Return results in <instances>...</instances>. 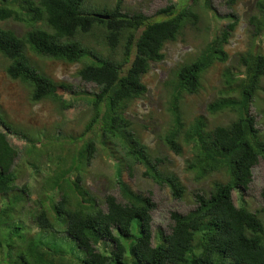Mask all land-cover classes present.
I'll use <instances>...</instances> for the list:
<instances>
[{"label": "trees", "instance_id": "obj_1", "mask_svg": "<svg viewBox=\"0 0 264 264\" xmlns=\"http://www.w3.org/2000/svg\"><path fill=\"white\" fill-rule=\"evenodd\" d=\"M196 1L180 11L169 4L156 13L166 18L153 20L143 12L124 10L119 0L102 8L92 7L88 0H0V54L6 60L5 70L30 88L33 102L51 100L65 109L71 103L60 90L72 86L55 82L30 54L79 63L81 79L101 87L90 98L92 115L81 134L53 132L42 140L38 133L27 140L29 163L36 169H41L38 162L44 150L59 151L53 158L55 165L48 164L42 178L39 211L30 213L42 233H54L52 239L33 234L27 224L24 202L30 197V186L16 184L14 166L20 152L8 138L9 132H19L0 110V264H264V207L253 211L233 200L234 189L247 188L254 165L264 159V137L250 111L256 94L264 91V53L242 52L237 56L239 70L223 71L222 86L207 108L211 116L232 113L231 121L212 126L208 117L199 115L187 123L183 110V100L201 91L205 73L229 60L226 45L237 20L213 34L190 62L175 68L169 80L173 124L164 135V143L177 154L192 143L186 168L198 179H210L218 171L225 173L226 180L214 179L207 194L196 192L195 208L187 213L171 211V231L158 228L154 234L156 202L121 178L124 164L129 170L141 164L144 175L169 186L176 199L185 196L180 176L159 168L160 158H152L125 112L129 101L148 91L144 76L153 62L163 61L166 43L178 40L199 21ZM257 1L264 15V0ZM8 21L22 23L25 30L18 32L6 25ZM263 26L264 18L256 25V34ZM100 35L101 47L86 41ZM119 47L123 48L120 57ZM97 138L115 161L122 198L107 194L105 208L84 175L96 153ZM79 140L82 144L75 145ZM57 224L63 226L64 241H76L83 254L79 250L75 255L72 245L57 239ZM13 248L18 250L12 253Z\"/></svg>", "mask_w": 264, "mask_h": 264}, {"label": "rangeland", "instance_id": "obj_2", "mask_svg": "<svg viewBox=\"0 0 264 264\" xmlns=\"http://www.w3.org/2000/svg\"><path fill=\"white\" fill-rule=\"evenodd\" d=\"M118 0H88L87 4L92 7H111ZM124 10L131 13L141 11L147 15H155L160 9L169 4L181 7L190 5L193 0H119ZM257 0H197L195 9L200 15L199 21L192 27L186 29L177 41L167 42L164 47L165 58L163 61L153 62L150 71L144 76L148 91L141 97L129 101L125 116L133 124L134 131L141 138L144 144L150 148L152 158H160L159 168L173 171L178 174L184 183L186 193L183 198L176 199L165 184H160L152 178L144 175L146 168L141 164L133 165L129 170L124 164L121 171V178L129 186L144 195H151L156 202V208L152 211V228L154 234L158 228L166 232L171 231L172 219L170 213L177 210L187 213L196 206L195 193H209L214 179L226 180L224 172L213 171L210 179H198L194 171L186 167L191 156V146L185 145L182 154H177L164 143L165 130L172 124L169 122L171 114V83H169L175 68L185 62H190L196 57L199 50L211 39L219 29L225 27L233 20H237L234 31L226 45L229 60L225 63H216L206 73L203 79V86L198 94L187 96L183 100V110L186 122L192 121L196 116L203 115L209 118L211 125L217 123H228L234 118L232 113H222L211 116L208 112V103L215 99L219 88L222 86L221 78L223 71L230 67L238 71L239 64L237 56L248 50L264 53V26L260 33L256 34V25L263 21V12L257 4ZM178 10V9H177ZM157 20L166 18L165 15H155ZM6 25L23 32L25 26L22 23L8 21ZM90 39V40H89ZM86 41L94 46L101 47L103 38L100 35L90 37ZM99 42L101 45L99 46ZM123 48H117V56L120 57ZM33 62L55 82H65L72 86L71 89L60 90L62 98L71 103L70 106L61 108L51 100L33 102L30 98V88L18 80L11 79L5 70L6 60L0 54V110L6 120L12 124L19 134L9 132L8 138L11 144L20 152L16 159L14 169L17 173L16 184L18 188L22 185L30 186V197L24 202V216L33 234L42 235L43 238L52 239L54 233L43 232L40 227L31 219L32 215L39 211L37 198L43 191L41 187L42 178L46 175L48 164L55 165L53 158L59 155V151L50 149L42 153L39 159L41 169H36L29 163L31 158L26 149L28 137L40 133L43 140L45 135L61 133L73 136L81 134L91 118L93 94L100 92L101 87L93 82H86L77 74L80 68L79 63H68L52 58H42L30 54ZM264 85V78H262ZM250 111L256 117V126L264 137V91L260 90L250 104ZM54 132V133H53ZM90 137L91 133H88ZM100 138L96 139V153L89 161L84 172L88 188L99 198L102 206L106 204L103 199L107 194L120 197L116 183L115 161L107 154ZM183 144L186 142L182 139ZM79 140L75 145H81ZM67 155L66 152L64 156ZM70 162V161H69ZM264 160L253 167V178L245 189L239 188L233 191V200L236 205L244 203L251 210L256 211L264 207ZM7 201V200H5ZM23 205V204H22ZM32 212V215L30 213ZM57 239L66 240L63 226L57 224ZM66 245H72L75 255L79 250L76 241L69 239L64 241ZM155 242V239H154ZM65 246V245H64ZM66 247V246H65ZM67 248V247H66ZM68 249V248H67ZM18 250L12 249V253ZM7 259V257H6ZM108 264H113L111 263Z\"/></svg>", "mask_w": 264, "mask_h": 264}, {"label": "clouds", "instance_id": "obj_3", "mask_svg": "<svg viewBox=\"0 0 264 264\" xmlns=\"http://www.w3.org/2000/svg\"><path fill=\"white\" fill-rule=\"evenodd\" d=\"M176 6H177V5H176ZM183 6H186V4L183 5ZM183 6H181V7H176V9H178L177 11H180V9H181ZM187 6H188V5H187ZM137 12H141V11H137ZM156 13H157V12H156ZM156 13H155V15H157ZM146 15H147V14H146ZM155 15L153 14V15H149V16H152V19L154 20ZM159 15H162V14H159ZM263 18H264V17H263ZM155 19H159V18H155ZM162 19H164V18H162ZM233 21H234V20H233ZM237 23H238V22H237ZM228 24H229V23H228ZM192 26H194V25H192ZM192 26H189V27H192ZM226 26H227V25H226ZM189 27H188V28H189ZM188 28H187V29H188ZM185 30H186V29H185ZM185 30L183 31V33H186ZM233 31H234V30H233ZM233 31H232V32H233ZM232 32H231V35H232ZM183 33H182V34H183ZM182 34H181V35H182ZM181 35H180V36H181ZM180 36H179V38H180ZM179 38H178V39H179ZM176 41H177V40H176ZM207 43H208V42H207ZM199 51H200V50H199ZM259 91H260V90H259ZM254 99H255V97H254ZM254 99H253V101H254ZM253 101L251 102V104L253 103ZM252 114H253V113H252ZM253 115H254V114H253ZM261 159H262V158H261ZM263 160H264V159H263ZM254 166H255V165H254ZM252 171H253V169H252Z\"/></svg>", "mask_w": 264, "mask_h": 264}, {"label": "water", "instance_id": "obj_4", "mask_svg": "<svg viewBox=\"0 0 264 264\" xmlns=\"http://www.w3.org/2000/svg\"><path fill=\"white\" fill-rule=\"evenodd\" d=\"M95 15L98 17H102V18H108V15H106V14L96 13Z\"/></svg>", "mask_w": 264, "mask_h": 264}]
</instances>
